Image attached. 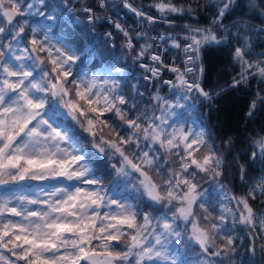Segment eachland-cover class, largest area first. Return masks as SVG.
<instances>
[{
  "label": "snow or ice",
  "instance_id": "6c2138e0",
  "mask_svg": "<svg viewBox=\"0 0 264 264\" xmlns=\"http://www.w3.org/2000/svg\"><path fill=\"white\" fill-rule=\"evenodd\" d=\"M43 3V0H40ZM253 9H256L254 0H250ZM46 6V5H45ZM106 0H97L95 5L84 4L79 11L83 12L90 24L95 23L99 16L95 14L96 8H106ZM123 6L129 8L138 17L147 19L148 23H155L156 17L147 15L135 8L129 0H123ZM161 16L170 13H182L184 8L178 7L172 0H154L152 5ZM32 9L31 3L21 4L20 0H0V20L6 24H21L18 17H24V8ZM243 3L240 0H217L216 12L212 24L214 28H187V34L178 39L163 35L152 37L168 42L171 46L184 53L183 68L175 64H167L160 54H152L148 58L153 65L144 64L142 67L151 75L146 79H162L163 70L175 74V79L162 81L171 89L180 88L185 95V100L195 99L211 101L213 94L205 89L202 80L206 73V67L202 61V51H207L208 46L232 44V34L228 32V25L224 21L230 16L241 15L243 18ZM264 15V0H260L259 9ZM42 13V10H40ZM52 19L53 17H49ZM237 29V37L241 28L239 22L231 25ZM115 28L126 38L124 45L129 51L135 52L136 45L133 37L120 24ZM6 28L0 24V34L5 33ZM33 33L36 29L31 30ZM259 31L264 32V28ZM25 33L24 27H19V36ZM227 33V34H226ZM106 35L111 36V33ZM140 35H144L141 33ZM18 36V37H19ZM45 35L39 39L32 35L30 39L31 48H25L28 55H17V61L31 59L35 64L41 65V78L37 80L34 72L23 63L17 67L6 64L0 60V69L5 78L0 79V186L27 182L29 178L33 181L43 180H67L80 181L83 184L96 186L93 190L83 187L53 186L48 198L38 199L27 196H18L16 199L21 205H39L38 208L27 206L19 207L11 205V198L0 197V249L7 250L16 257V261L23 264H169L167 253L164 250L162 237L166 233L176 234L173 222L168 219L157 221L163 229L157 233L152 227L154 217L151 213H138L132 207L123 205L116 199H105L102 181L95 177L89 178L91 168L85 163V157L79 154L74 143L70 147H62L61 142H69L68 131L54 127L44 118L47 97L55 96L63 100L62 107L68 110L74 121L84 118L86 131L93 137V130L98 124L111 130L110 135H115V140H105L103 135L100 139L102 144H107L121 158V165L112 167L126 175L138 173L139 184L144 195L156 204L163 206H175L172 221L182 220L191 224V237L206 257H217L222 252H214L209 244V231L196 218L195 209L199 207L203 219L207 220L211 211L204 203L199 202L197 192L198 185L196 177L199 173L212 172L213 179L224 175L221 169L222 159L214 151L203 130H192L187 128H176L171 132L166 131L164 125L168 124V118L174 116L176 105L155 94L152 99L157 104L159 115L155 112L149 116L145 111L132 118L125 108L128 100L119 93L116 86L118 80L111 78L103 80L106 87L99 88L98 78L77 81L73 77L72 66L79 59V51L71 46L55 49L47 42ZM237 45L231 48L232 55L241 66L237 77H233L231 87L235 88L248 81L249 77H259L264 84V44L259 45L262 51L260 55L252 58L254 49L251 38L245 36L242 40L237 38ZM9 49L11 44L8 45ZM153 47L146 43L135 54L137 60L143 58ZM44 54L41 56L40 54ZM5 55V54H4ZM51 65L50 70L44 67L45 59ZM117 75L122 74V69L116 68ZM51 77V79H49ZM67 81V83H65ZM69 85L72 87L69 88ZM77 99H72V92ZM264 92V88L261 89ZM44 95H37V94ZM260 103H264V95L257 94ZM78 101H83L87 108L81 106ZM257 101L254 99L250 104L251 109L256 108ZM51 107V105H48ZM135 107V106H133ZM192 107L191 105H180V108ZM124 123L130 130V135L124 136L116 131L117 125L111 123L106 114ZM151 121L143 122V121ZM157 121L159 123H157ZM150 141L159 145L169 157H178V167L168 171L167 178L162 183L155 182L153 177L143 166L149 168L154 166L155 160L150 157L149 152L141 150L139 153L140 163L134 162L127 154L128 149L140 148V141ZM230 143V141H229ZM254 149L248 153L252 160L259 158L264 162V136L254 140ZM103 153L105 148L101 145H93ZM123 146V147H122ZM206 151H201L202 149ZM258 149V151L256 150ZM179 150V151H177ZM143 165V166H142ZM238 174L241 179L246 177L244 164H237ZM131 169V173L127 169ZM159 175V173H157ZM179 190V191H178ZM260 197H264V176L251 187L245 196L234 197L242 211L239 223L255 229L259 222L260 230L264 231V213L259 217L257 210L251 203ZM264 203V199L261 200ZM115 206L117 211L102 212L105 207ZM230 212L231 209L225 208ZM17 217L12 220L7 217ZM223 221L224 217L220 216ZM211 228L216 230L217 225L213 223ZM229 243H232L229 240ZM0 264H15L7 260L0 252ZM172 264H175L173 261ZM199 264H216L215 261L204 259Z\"/></svg>",
  "mask_w": 264,
  "mask_h": 264
},
{
  "label": "trees",
  "instance_id": "16d2710c",
  "mask_svg": "<svg viewBox=\"0 0 264 264\" xmlns=\"http://www.w3.org/2000/svg\"><path fill=\"white\" fill-rule=\"evenodd\" d=\"M25 2L34 5L32 9L25 7L26 15L17 18L21 21H28L25 33L14 39L16 30V23L14 22L11 25L7 24L5 33L0 34V51L5 52L3 62L6 63V59L15 62L14 47L16 44L24 49H30V38L33 35L31 30L35 26L44 25L50 34L62 42L64 47L71 46L79 51V59L74 64L73 75L81 72L91 77L95 76L98 78V86L101 88L106 87L103 83L105 79L116 78L118 80L119 93L128 100V107L125 108V111L132 118L145 111L148 112L149 116L153 112L159 115L158 102L152 99L157 92L173 104L179 102L186 106L191 105L192 107L183 109L175 107L176 114L170 116L168 124L163 127L168 132L176 128H187L203 130L207 134L214 151L223 159L221 169L224 175L213 179V176L205 173L198 174L197 177L200 178V182L197 192L201 193L199 202L204 203L209 208L214 223L219 224L220 221L216 218L224 217L222 234L232 233L237 237L234 240V246H237L233 256L235 264H260L259 258H254L252 252L253 250L259 252L260 246L264 245V231L260 230L259 222H257L256 228L251 230L249 226L238 222L242 205H239L234 197L245 196L260 177L264 176V162L259 158L252 160L248 157V153L255 147L253 141L264 136V103L259 102L257 95L258 93L264 95V92L261 91L264 84H261L260 78L257 76L255 78L249 77L246 83L235 88L230 86L233 77H237L241 71V66L235 61L231 51V48L238 46L237 38L242 40L248 36L252 43L257 45L252 54L253 59L259 56L262 51L259 45L264 44V32L259 31V29L264 28V15H261L258 10L260 0H254L256 9L252 8L250 0H240L244 5L243 18L241 19V15L238 13L224 21L228 25V32L232 34L231 46L227 44L211 45L208 46L207 51L201 53L202 61L206 67V73L201 82L205 89L213 94L211 101L202 100L199 97L189 100L183 99L185 93L182 89H171L169 85L162 82L169 79L174 80V73L163 70L161 72L162 79H146L151 74L142 65L155 66L148 56L160 54L165 63L175 64L183 68L184 53L173 48L170 39L165 43V41L152 39V37L163 35L167 39L171 35L180 39L187 34L186 25L192 28H214L212 20L215 16L217 0H172V3L184 8L185 11L164 16H161L158 10L152 6L154 0H129L135 8L143 11L146 16L156 17L155 23H148L146 17H138L134 12L124 7L123 0H106L108 6L104 9L96 8L95 14L99 16V19L92 24L88 22L87 16L79 9L84 4L95 5L97 0H43V3L40 0H23V3ZM69 8H71L70 11H68ZM40 10H42V14ZM49 17L53 18L50 19ZM237 22L243 29L239 32V37H237V29L231 27ZM116 23H120L133 37V43L136 45L135 52L129 51L124 46L126 38L115 28ZM0 24L6 25L2 20H0ZM107 33L112 35L108 36ZM141 33L144 35H140ZM146 43L152 44L153 47L143 58L137 60L135 54ZM9 44H11L10 49L7 47ZM40 55L43 56L44 54L41 53ZM25 62L29 68L33 67L31 60H25ZM44 67L48 70L51 68L47 60ZM116 68L122 69V74L117 75ZM34 74L37 80L41 78L39 69L34 71ZM72 99H77L74 90ZM254 99L257 101L256 108L251 109L252 115H249V106ZM78 102L82 107L87 108L83 101ZM47 115L58 124L60 129L69 132L71 138L69 143L76 145L77 149L80 150L79 154L85 157V163L92 170L90 177L102 181L105 198H118L126 201L140 214L151 213L154 217L152 227L156 229L157 233L163 231L157 221L165 218L173 222L174 226H178L177 230L183 229L185 232H191L190 223L182 220L172 221L175 206L162 207L144 195L139 184V180L142 178L139 177L138 173L126 177L116 174L112 165L122 166L121 158L107 144H102L100 139L101 135L105 140L116 139L115 135L109 134V128L98 124L93 129L97 133L93 137L84 131V128L74 121L68 115V110L62 106L55 110L50 109ZM106 118L117 125V132L124 136L130 135V130L122 121L115 119L110 113L106 114ZM80 120L84 121V118L81 117ZM143 122L150 123L151 121ZM157 123L159 122L157 121ZM84 124L87 126L86 122ZM94 142L96 145L103 146L105 151L99 152L98 148L93 146ZM141 150L149 152L150 157L154 158L153 167L142 166L158 184L167 178L170 169L178 167V157L171 156L169 158V155L160 149L159 145H154L143 139L140 141V148L134 150L136 156H133L132 149H128L127 154L133 158L134 162L140 163L138 157ZM206 150L205 148L201 151ZM256 150L258 151V149ZM237 164L245 165L247 174L244 179H241L238 174ZM127 171L131 173L130 168ZM39 182L41 181L0 186V197L7 198L11 197L12 194L32 191ZM129 182L139 187L140 192L135 193L133 188L129 186ZM256 195L258 199L251 201V203L256 208L259 217L264 213V203L261 202L264 197H260L259 192ZM225 208L231 209V211L226 212L224 211ZM195 211L196 218H199L201 225L204 226L207 223L203 219L204 213L199 207ZM7 219L17 220L19 218L8 216ZM174 243L173 241V244H168L173 251H175ZM0 252H3L7 260L13 261L15 264H23L22 261H16V257L11 252L4 249H0ZM185 259L188 264H199L204 259H213L219 264L221 258L206 257L198 245L193 243L190 245ZM146 264H151V262H146Z\"/></svg>",
  "mask_w": 264,
  "mask_h": 264
},
{
  "label": "clouds",
  "instance_id": "9594fccd",
  "mask_svg": "<svg viewBox=\"0 0 264 264\" xmlns=\"http://www.w3.org/2000/svg\"><path fill=\"white\" fill-rule=\"evenodd\" d=\"M20 2L22 4L23 0H20ZM27 25H28L27 20H23L19 26L16 25V30H15L13 38L15 39L16 37L19 36V27L26 28ZM4 27H7V24ZM7 47H8V45H7ZM4 54H5L4 51H0V60H4V57H5ZM27 55L28 54L26 52H24L23 56H27ZM44 59H45V64H44V66H45L47 58H44ZM27 60H31V59H27ZM23 61H25V60H23ZM32 62H33V67H31L30 69L33 72L36 71L37 69H39L41 72L42 71L41 65L35 64L34 61H32ZM23 64H25V63H23ZM73 67H74V65L72 66V70H73ZM49 79H51V77H49ZM65 83H67V81ZM116 86L119 87V82L117 83ZM69 88H71L70 85H69ZM62 103H63L62 98L55 97V96H49V97H47V104L45 106V109H43L42 111L47 114V112L50 109L55 110L58 107H60ZM48 105H51V107H48ZM175 105L177 108H180V105H183V104L176 102ZM68 115L70 116L69 113H68ZM76 122L82 128H84V131H86L87 126H85V124L82 120H78ZM108 132L110 134L111 130L108 129ZM94 144H95V142H94ZM221 159H222V157H221ZM222 163H223V159H222ZM116 174L118 176H125V177L129 176V175L123 174L119 171H116ZM207 175L212 176L213 174L210 171L209 173H207ZM29 181H33V180L31 178H29V180L27 182H29ZM37 181H43V180H37ZM199 182H200V178L196 177L197 185H199ZM129 186L131 188H133L135 193L140 192V188L137 187L135 184H132L131 182H129ZM39 187L41 188V191H43V186H39ZM198 195H201V193H198ZM204 215H207V214L204 213ZM216 219H218L220 221L219 224L215 223L217 225L216 230L211 228V225L214 223L212 214H210L209 218L207 220H205L207 223L204 224V227L208 228V231H209V238H210L209 244L213 248L214 252H222V255L219 257V258H221L219 261V264H235L233 256L236 253L237 246H234V240L237 237L232 233L226 234V235L222 234V229L224 228L223 221L220 219V217H218ZM190 237H191V232L190 233L185 232L183 229L177 230V228H176V234L166 233L162 237L163 242H164V250L167 253V259L169 261V264H172L173 261L175 262V264H188V261L185 259V256H186V254L190 248V245L195 243V241L190 239ZM229 240H231L232 243H229ZM173 241L175 242L173 245V247L175 248V251H169L167 249L166 245L173 244ZM252 255L254 258L255 257L259 258L260 264H264V245L260 246L259 252H257L256 250H253ZM209 260H213V259H209ZM213 261H215L216 264H218V262L216 260H213Z\"/></svg>",
  "mask_w": 264,
  "mask_h": 264
},
{
  "label": "rangeland",
  "instance_id": "374dc122",
  "mask_svg": "<svg viewBox=\"0 0 264 264\" xmlns=\"http://www.w3.org/2000/svg\"><path fill=\"white\" fill-rule=\"evenodd\" d=\"M34 29H36V32L32 33V34L36 35L39 39H43L45 37V35L47 36V38H48L47 42L52 47L54 54H55V49L61 48L62 46L64 47V45L62 44V42L59 39L55 38L52 34H50V32H49V30H48V28L46 26L38 25V26H35ZM29 46H31L30 43H29ZM14 49H15L14 52H15L16 56L17 55H24V48L23 47H21L18 44H16ZM14 60H15V62L14 61H8L6 59V64H11L12 66L17 67V68H18V65L20 63H25L27 65V63L25 61H17L16 59H14ZM3 78H5V77H4L3 73H2V69H0V79H3ZM91 78L92 77L89 76L88 74L80 72V73H75L73 75L72 79H75L77 81H80V80L87 81V80H89ZM97 85H98V81H97ZM99 88H101V87H99ZM44 118L47 119L54 127L60 128L58 126V124L53 122L47 114L44 116ZM61 146L62 147H70V143L69 142H61ZM89 178H91V177H89ZM39 186H43V191H41V188ZM53 186L68 187L70 190H74L75 187H83V188H86L88 190H93L95 188L94 186L83 184L80 181H67V180H63V179L49 180V181H46V182L45 181L39 182L33 188L32 191L30 190V191H26V192L24 191V192L12 194L11 197H7V198H11V205L12 206H19V207L27 206V207L35 209V208H38L40 206L39 205H21L20 201H18L16 199V197H18V196H27L29 198L45 199V198H48L46 196V194L52 191ZM105 199H108V198H105ZM113 199H116L117 201H119L123 205H128V203L126 201H122V200H120L118 198H113ZM117 210L118 209H116L115 206H112L111 208L105 207L101 211L102 212H109V211H117ZM166 247H167V249L169 251H173L172 248L169 247L168 245H166Z\"/></svg>",
  "mask_w": 264,
  "mask_h": 264
},
{
  "label": "built area",
  "instance_id": "2783aa9c",
  "mask_svg": "<svg viewBox=\"0 0 264 264\" xmlns=\"http://www.w3.org/2000/svg\"><path fill=\"white\" fill-rule=\"evenodd\" d=\"M70 10H71V8L68 9V11H70Z\"/></svg>",
  "mask_w": 264,
  "mask_h": 264
},
{
  "label": "water",
  "instance_id": "95a60500",
  "mask_svg": "<svg viewBox=\"0 0 264 264\" xmlns=\"http://www.w3.org/2000/svg\"><path fill=\"white\" fill-rule=\"evenodd\" d=\"M129 9V8H128ZM130 10V9H129ZM31 47V46H30Z\"/></svg>",
  "mask_w": 264,
  "mask_h": 264
}]
</instances>
